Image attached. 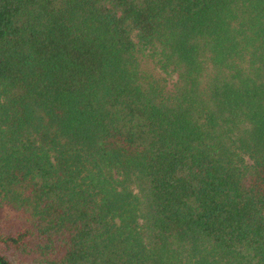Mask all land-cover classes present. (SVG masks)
Listing matches in <instances>:
<instances>
[{
    "label": "trees",
    "instance_id": "trees-1",
    "mask_svg": "<svg viewBox=\"0 0 264 264\" xmlns=\"http://www.w3.org/2000/svg\"><path fill=\"white\" fill-rule=\"evenodd\" d=\"M0 264H264V0H0Z\"/></svg>",
    "mask_w": 264,
    "mask_h": 264
}]
</instances>
